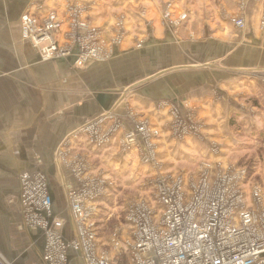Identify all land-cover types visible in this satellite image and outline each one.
<instances>
[{"label": "crops", "instance_id": "crops-1", "mask_svg": "<svg viewBox=\"0 0 264 264\" xmlns=\"http://www.w3.org/2000/svg\"><path fill=\"white\" fill-rule=\"evenodd\" d=\"M40 1L47 10L67 1L95 4L92 11L98 25H112L124 17L129 31L143 40V48L136 51L128 40L125 47L117 48L106 72L97 69L77 75L71 60L45 61L40 49L22 35L23 14ZM168 6L177 18L187 17L181 33L174 24L164 23ZM234 15L246 22L244 30L230 22ZM263 17L264 0H0V177L15 176L16 201L21 175L36 170L46 175L55 195V180L47 172H61L55 154L62 141L74 137L63 140L78 123L110 111L130 128L129 98H135L134 109L161 130L159 159L167 168L182 160L196 164L215 157L214 138L234 143L230 134L234 118L241 126L261 129ZM84 79L90 86L86 95ZM73 96L75 102L85 103L74 112L58 114L66 111L68 97ZM172 111L186 126H200L199 132L173 134ZM74 142L80 145V138ZM3 184L7 186L6 181ZM6 197V189L0 188V217L7 216ZM54 207L59 214L56 201ZM7 218L14 219L15 227L22 225L20 208H13ZM16 235L27 241L28 248L10 260L32 264L37 247L42 257V234ZM0 251L5 252L2 247ZM72 264L80 263L73 260Z\"/></svg>", "mask_w": 264, "mask_h": 264}, {"label": "built area", "instance_id": "built-area-1", "mask_svg": "<svg viewBox=\"0 0 264 264\" xmlns=\"http://www.w3.org/2000/svg\"><path fill=\"white\" fill-rule=\"evenodd\" d=\"M63 21L55 11L48 13L44 20H38L30 12L21 18L26 36L37 45L47 44L43 50L47 58H69L83 66L86 60L95 56L86 41L94 35H77L75 30V49L70 51L74 46L63 48L57 39L63 30ZM233 23L238 29L245 27L243 19L236 18ZM58 48L62 49L59 51ZM109 115L116 124L107 135L102 134L104 122L99 120L82 128L93 145H105L117 125L121 126L114 115ZM109 115L100 120L104 121ZM171 115L173 134L184 136L190 128L195 132L201 129L191 124L186 126L176 111ZM134 119L131 116L136 128L134 134L146 149L142 159L159 171L162 165L158 154L161 133L153 130L148 122L138 125ZM79 135L76 132L74 137L79 138ZM68 142H63L58 150L63 160L67 157L63 149ZM77 163L78 160L72 167L76 185L70 186L67 193L73 232L67 230L65 220L55 212L54 196L47 178L39 171L25 172L20 177L24 225L40 231L45 240L39 263L33 261L32 264H72L73 260L80 264H114L107 254L99 256L98 230L91 222L98 201L110 198V184L91 181L92 176L82 173L87 169H79ZM247 176L246 171L238 168L221 169L219 166L215 172L202 168L197 178H159L157 200L162 213L144 202H135L129 211L133 239L126 246L131 251V264H264V192L260 186H253L248 194ZM184 182H188L189 189L184 187ZM7 259L0 251V264H16ZM20 263L26 264L25 261Z\"/></svg>", "mask_w": 264, "mask_h": 264}, {"label": "rangeland", "instance_id": "rangeland-1", "mask_svg": "<svg viewBox=\"0 0 264 264\" xmlns=\"http://www.w3.org/2000/svg\"><path fill=\"white\" fill-rule=\"evenodd\" d=\"M94 5L95 4H82L80 2L70 3L67 1L64 2L62 6H59L58 9L47 10L45 2L40 1L36 2L29 10V12L38 20H44L50 12H58L62 17V20H64V27L58 34L57 39L60 46H63V48L70 49L71 46H74L70 51L75 49L76 45L74 37L75 30L78 31V33H76L77 35L84 34L85 37L89 35L88 33L94 35L86 41L87 44L90 45L91 53L95 54V56L88 59V61L86 60L83 66L77 65L73 59L71 60L69 58H59L57 56L47 58V56L43 54V50L47 46L46 43L43 45H37L32 39H29L28 36H26L23 29L22 35L25 39L30 40L40 49L38 50L41 51L42 58L45 61L71 60L77 75L80 73L81 75L82 73L87 74L97 69L106 72V69L109 67L108 65L115 58V53L119 51V49L125 47L128 40L132 43V46H135L136 51H141L140 49L143 48V40H141L136 33L129 31L128 21L124 17H120L117 21L113 22L112 25L110 23L105 24L107 26L96 24L92 11V6ZM236 18L240 17L234 15V17L230 19V22L237 30H244L246 28V22L244 21V29H238L233 23V20ZM163 19L164 23L169 26L170 24H174L176 28L180 29L181 33L187 17L180 16L177 18V14L175 12L173 14L171 6H168L163 15ZM263 20L261 23L262 27ZM110 25L112 26L111 28ZM89 40H92V42L89 43ZM61 49L62 48H58L59 51ZM85 81L86 80L84 79V82H82L84 95L89 93L87 88L90 87ZM124 99L125 98H123V100ZM134 99L135 98L128 99L129 108H127V110L130 118L131 116L135 118L134 120L138 125L143 122H148L153 130L156 129L161 133V130L158 129V127L153 126L149 119L141 116L140 114L142 113L134 109L133 106L136 104ZM75 101H77V96L68 97V102L65 104L67 105L66 111L58 112V114L61 115L64 113L69 114L71 111L74 112L85 103L82 101ZM248 102H253V98H248ZM107 114L109 115L110 111L106 113L102 112L100 115L92 119L78 123L75 129L68 133L63 140L74 136L77 132L78 135L80 134V145L78 144V146L76 145L77 143L74 142L78 136L71 138L67 143V146L63 149L64 156H67L66 159L63 160L61 158V153L59 156L58 151L55 154L56 158H54V162L56 161V163L60 165L58 168H61V172L47 173L48 176L51 177V181L54 179L56 183L53 185L55 187L54 202L56 201V210H58L60 218L65 220L64 222L67 230L71 232H73V230L71 227V216L69 217L67 193L74 184L76 185L75 180L71 181L73 176L72 167L76 161L78 160L76 165L79 169H87L82 173L86 172L87 175L92 176L93 180L91 181H101L103 184H105L106 181L110 184V198L98 201L100 203L94 212L95 218L92 219L91 222L98 230L97 242L101 249V254H99V256L102 257V255L107 254V256L114 260V264H131V251L130 248L126 246L127 242H131L133 239L132 226L128 220L131 206L135 202H144L148 207L153 208L158 213H162L163 209L157 200L158 185L160 183H158L159 178H168L169 176H172L175 179L177 177H180L181 179L183 177L186 179L193 177L197 178L202 168H207L215 172L219 166H221V169L235 167L246 171L248 174L246 179L248 194L253 186H260L264 192V125L262 127L260 126L261 129H259L255 127L241 126L237 122L230 129V134L233 136L231 140L233 139L234 143L229 141L224 143L223 139L217 140L216 138H214L215 140H211V144H216L212 147V149L216 148L214 150L217 153H215L214 150L212 153L215 157L211 156L208 159L196 160V164H190L186 160H182L178 163L176 162L175 169L165 167L164 162L160 159L159 161L162 165L160 169H158L159 171H157L152 167L150 162L145 163L142 159L143 152H145L146 149L143 148V144L140 143L142 140L137 138L134 134L136 128L133 121L131 122V127L127 128L121 119H119L121 126L117 125V129H115L110 136L111 140L105 145H93L90 143L89 137L84 135L82 128L95 120H99L104 122L102 124V134H109L113 130L116 121L113 118L110 119V115L104 121L102 119L100 120L102 116ZM116 120L119 121L118 119ZM172 123L173 121L171 120L169 127ZM203 132L204 136L205 134H208L205 129ZM200 133H202V131ZM86 144H90L91 146L87 147L85 146ZM158 144L160 146V141ZM159 150L160 149H158V154ZM55 168L56 167L54 166V169ZM36 171L42 172L40 170ZM9 175L10 174H6L4 179L0 177V188H5L7 195L3 207V210L7 212V216L4 214V216L0 217V247L4 249L5 252L3 254L6 259H11L17 254L21 255L23 250L28 248L26 247L27 241L22 238L20 239V235H16L17 233L20 232L29 236L34 233L42 234L40 231L25 227L22 214V225L20 227L17 226L20 230L12 224L14 223V219L7 218L8 213L13 211V208L15 207H17V209L20 208V213H22L21 191L20 196L16 201L14 197L15 176ZM212 176H215V174H212ZM81 179L84 180L83 177H81ZM3 181L7 182L8 187L3 184ZM184 184V187L189 189L188 182H184ZM10 219L11 222L8 221ZM13 229H15L16 232L15 230L13 231ZM17 238H19V242H17ZM31 239L33 238L31 237ZM121 247L124 249L121 250ZM120 251L123 252L122 255L119 254ZM40 253L41 248L37 247L34 252V262L39 263L41 259L39 257Z\"/></svg>", "mask_w": 264, "mask_h": 264}, {"label": "bare ground", "instance_id": "bare-ground-1", "mask_svg": "<svg viewBox=\"0 0 264 264\" xmlns=\"http://www.w3.org/2000/svg\"><path fill=\"white\" fill-rule=\"evenodd\" d=\"M40 173H42V172H40ZM45 177H46V175L44 174V173H42ZM47 178V177H46ZM73 179V178H72ZM47 180H48V178H47ZM48 183H49V180H48ZM50 184V183H49ZM51 188V187H50ZM68 209H69V213H71V211H70V207H69V205H68Z\"/></svg>", "mask_w": 264, "mask_h": 264}, {"label": "trees", "instance_id": "trees-1", "mask_svg": "<svg viewBox=\"0 0 264 264\" xmlns=\"http://www.w3.org/2000/svg\"><path fill=\"white\" fill-rule=\"evenodd\" d=\"M235 123H237V120L234 118L232 121V126L235 125Z\"/></svg>", "mask_w": 264, "mask_h": 264}]
</instances>
